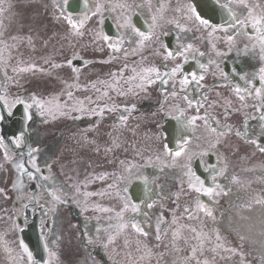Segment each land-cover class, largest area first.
Wrapping results in <instances>:
<instances>
[{"label":"flooded vegetation","instance_id":"flooded-vegetation-1","mask_svg":"<svg viewBox=\"0 0 264 264\" xmlns=\"http://www.w3.org/2000/svg\"><path fill=\"white\" fill-rule=\"evenodd\" d=\"M195 3L203 5L209 12L213 8L221 9L224 22L213 24L197 12ZM245 3L248 9L237 0H97L100 11L97 7L93 11L94 20L106 12L102 24L107 14L115 23V14L120 15L122 29L130 35L131 45L135 47L131 63L135 75H146L144 70L148 68L158 69L161 74L160 78L152 74L154 82H145L141 87L137 107L140 112L136 115L145 140L143 153L145 157L156 159V164L151 167L160 190L157 210L149 218L154 232L149 236L153 248L152 264H239V246L227 241L220 223L232 210L242 212L253 204L264 202V152L259 150L264 147V119H261L264 116V89L259 96L254 91L261 88L260 70L264 68V59L261 58L259 34L248 22L249 9L255 17L264 16V0H245ZM189 6L195 9V14L189 11ZM229 8L239 20L245 21L243 27L232 19ZM196 14L207 19L211 27L201 25L195 19ZM146 23L148 32L136 26ZM233 24L234 28L231 27ZM133 29L143 32L148 39L142 41ZM229 35L233 37L231 42L227 39ZM168 52L173 55L168 57ZM24 62L8 64L0 54V98L7 110L15 106L18 99L15 93H19V89L14 88V83L5 81L4 74L13 78L9 67L19 68ZM173 69H177L174 76L171 75ZM164 73L169 75L164 76ZM194 73L195 81L192 80ZM200 76L204 79L199 80ZM184 77L189 80L187 85L182 84ZM163 79L168 82L163 83ZM237 88L241 90L239 93ZM126 99L128 111L119 112L117 119L122 125L132 121L130 93ZM99 103L103 108L104 105ZM108 108L115 109V106L110 103ZM113 113L114 110L98 114V124L104 118H112ZM193 117L199 118L189 124ZM1 121L0 117V134ZM106 125L107 129L102 133L110 139L115 127L111 121ZM164 127L170 133V143L166 141ZM20 138L18 134L11 140L18 145ZM0 141H3L1 135ZM2 149L3 142L0 152ZM177 151H181L180 156L174 155ZM129 152L108 151L107 198L104 201H98V197L91 199L92 229H54V220L63 209L50 200L45 203L44 209L50 218L46 241L54 251L51 252V264L143 262L141 256L133 259V247L137 242L133 241L131 213L132 206L140 204L133 203L128 192L132 182L131 159L126 156ZM189 171L194 176H190ZM196 177L204 182L205 188H214L219 195L209 197L203 192L197 193L190 187L197 183ZM94 180L98 184L100 177L95 176ZM232 191L237 194L235 200L227 197ZM126 200L127 209L124 207ZM199 204L211 210L212 215L201 211ZM35 207L34 204L31 209ZM117 213H122V219L117 218ZM67 233H75V236ZM218 244L221 247H217ZM243 257L251 261L244 253ZM18 259L19 231L13 230L8 221L0 223V264H16Z\"/></svg>","mask_w":264,"mask_h":264},{"label":"rangeland","instance_id":"rangeland-1","mask_svg":"<svg viewBox=\"0 0 264 264\" xmlns=\"http://www.w3.org/2000/svg\"><path fill=\"white\" fill-rule=\"evenodd\" d=\"M9 1L3 0V4L0 5L5 9L3 13H0V54L3 55L4 60L8 64H13L16 61L22 63L23 60L30 62L29 58L35 61V63L30 62L33 67L26 66L24 63L23 65H19V72L14 73L15 76L13 78L8 74H4L5 81L14 83L15 88L24 89V94L18 95V99L20 98V100L31 105L29 108L31 112L29 131L33 153L27 160L32 167L33 162H35L37 167H45L47 170H50L49 175H47L53 180V198L55 196H59L60 200H72L74 198L80 205V208H87L85 200L82 201L75 191H69L64 187L59 173L77 180L86 172H91L95 165L103 167L102 162H90L94 159H91L93 157L88 153L92 152L93 136L91 135L95 134L94 119L97 114H90L87 111H73L72 109L81 106L78 102H83L82 107L84 109L95 108L94 96L97 88L108 87L109 84H112L117 90L100 89L102 92L100 97L105 103L108 102L106 97L114 92V103L117 104L119 102L123 104L126 89L131 88V103L132 107H134V102L139 100L140 87H137V84L140 81L139 79L133 80L132 76H130V62L133 58L134 49L129 44L130 35L126 34L125 38L123 36L122 39L115 41V44H119L121 51L114 52L113 49L106 45L103 39L104 36L101 33L100 24L92 22L83 23V27L73 28L68 22L69 18L74 23L77 20L79 24L87 16L85 14L84 18L79 20L69 15L65 18L60 8L61 0H35L34 8L36 10L42 12L41 7L50 4L51 10L45 11L42 14L46 12L52 14L51 18H46L47 24H44L43 20L39 21L40 15H37L38 20L36 19V23L31 26L29 24L34 21L31 18L30 9V2L32 0H13V11L17 19L14 17L15 15L12 16L9 13V9H11ZM6 13H8L10 18L7 17ZM21 24L23 26L28 25L29 27L23 30ZM36 24L42 27L43 30L40 31V27L35 30ZM37 38L42 39V45L35 43ZM43 55L46 56L45 59ZM74 58L84 59L86 60V64L83 67H73L69 61H72ZM9 69L15 71L16 68L11 65ZM21 69L27 70L21 71ZM112 71L113 74H116L115 79L119 80V84H114V77H111ZM121 72L123 78L130 81L128 84L124 83V79H120ZM121 91H123V95L120 94ZM68 92H72V99H69ZM104 92H107L108 95H104ZM33 97L44 104L43 109L34 103ZM66 98L67 106H65ZM56 104H60L63 107L57 109L55 107ZM68 113L70 114L69 116ZM68 117L78 124H81L78 120H82V118L90 119L91 121L82 124L84 125L83 128H79V130H82V134L78 131L77 136L73 137L74 139L72 135H68V139L66 134H62L64 133L63 125L68 122L66 120ZM129 134V139H127V142H124L121 148L127 150V152L130 151L128 156L131 159V176H144V166L149 162L155 164V159H149L145 157V154L140 152L142 150L140 147L142 136L139 130V122H137V125H131ZM122 135L123 133H121V140H123ZM68 140L71 141L69 142ZM101 140L100 138L99 143H101ZM76 145H80V147L77 148ZM115 146L118 148V139L115 142ZM60 149H62V153L68 158L63 157L59 153ZM77 151L79 154L81 153L80 156L84 154L83 158L72 157ZM7 159L6 153L3 152L0 158V165L2 166L0 168V185L7 179L8 191L4 189L0 192V208L4 210L2 215L10 214L9 220H7L11 228L16 230V217L23 214L24 205L21 202L22 200L29 201L31 197V192L28 191L27 185L22 182V179L24 177L27 180L34 179L29 178L28 173L23 168L22 157L19 156L18 189L15 191V175L11 172L6 173ZM8 164L11 166V163L8 162ZM12 165L15 166L13 163ZM16 201L20 202L18 209L15 207ZM37 201L39 206L44 207L45 203L48 202L42 189H39L37 193ZM52 207L51 205V210ZM69 212V209L64 210L65 222L62 221L60 216H57L58 220L55 224L58 229L65 231L79 229L75 219L69 218ZM83 212V210L77 212V217ZM3 221L0 223H7L6 220ZM86 221L87 227L84 228H91V217L82 219L83 223ZM1 229L5 228L1 227ZM132 229L134 228L132 227ZM133 234L144 236L137 231L133 232ZM66 235L75 236V233H67ZM142 241V244L139 245L141 248H133V252L135 256H143L148 259L151 249L147 242L143 239ZM25 248L20 239L18 264H34ZM49 263H52V259L50 258L43 264Z\"/></svg>","mask_w":264,"mask_h":264},{"label":"snow or ice","instance_id":"snow-or-ice-1","mask_svg":"<svg viewBox=\"0 0 264 264\" xmlns=\"http://www.w3.org/2000/svg\"><path fill=\"white\" fill-rule=\"evenodd\" d=\"M237 2H238L243 8L248 9V5L245 3V0H237ZM2 4H3V0H0V5H2ZM62 7H63V6L61 5V8H62ZM96 7H97V11H100V7H101V6L98 4ZM4 10H5V9H4L2 6H0V13H3ZM189 11L192 12L193 14H195V9L192 8L191 6H189ZM229 14H230V16L232 17V19H233L234 21H236V23H239L242 27L245 25V21H241V20H239L238 16L235 14L234 10H232L231 8H229ZM93 15H95V13H93ZM195 19L198 20L199 23H200L201 25H203L204 27H206V28H210V27H211V26L209 25V21H208L207 19H203V18H201L200 15L196 14V15H195ZM68 22H69V24L72 25L73 28L83 27V21H81L79 24H76V23H74V22L71 20V18H69ZM248 22L251 24L252 29H253L256 33L259 34L257 38L260 40V44H261V53H262V57H261V58L264 59V16H262V17H255V16L252 15L251 10L249 9V10H248ZM231 27L234 28V27H235V24L231 25ZM133 31H135L136 34H137L139 37H141V40H142V41L148 39V36H146L143 32H140V31L137 30V29H133ZM212 31H215V28H212ZM225 31L227 32L228 29H225ZM210 34H211V33H210ZM103 39H104L105 41H108L110 38H109L108 36H104ZM227 39H228L229 42H231V41L233 40V37H232L231 35H229V36L227 37ZM108 47L111 48V49H113L114 52H119V51H121V48H120L119 44L109 43V44H108ZM188 47L190 48L191 45H189ZM172 55H173V53H171V52H168V53H167V56H168V57H171ZM218 55H219V53H218ZM69 63H71V61H69ZM57 67H58V65H57ZM201 67L203 68V67H205V66H204V65H201ZM26 70H27V69H21V71H26ZM133 71L135 72V69H133ZM176 71H177V69H173L171 75L174 76L175 73H176ZM260 71H261V75H260L261 88H259V89H254V91L256 92V95H257V96L261 95V90L264 89V68H262ZM144 72L146 73V75L139 76V81H140V83L137 84V87H143V85H144L145 82H147V83H153V82H154V79H153V75H152V74H155V77H156V78H160V77H161V74H160L159 70H158V69H155V68H148V69H145ZM112 75H113V77H114V84H119V80H116V79H115V75H116V74H112ZM168 75H169L168 73H164V76H168ZM120 79H124V78H123V74H122V72H121V75H120ZM132 79L135 80V79H137V77H132ZM203 79H204L203 76H200V77H199V80H203ZM192 80H194V81L197 80V76H196L195 73L192 74ZM129 82H130L129 80L124 79V83H125V84H128ZM162 82H163V83H167L168 81H167L166 79H163ZM101 83H104V82H101ZM188 83H189L188 78H187V77H184V79L182 80V84H183V85H187ZM93 87H95V85H93ZM108 87L111 88V89L114 90V91L117 90L115 87H113L112 84H109ZM97 91H99V89H97ZM236 91H237V93H239L241 90H240L239 88H237ZM103 94H104V95H108L107 92H104ZM120 94L123 95V94H124L123 91H121ZM172 94L175 95L176 93L173 92ZM67 95H68L69 99H72V95H73L72 92H68ZM185 98L187 99V97H185ZM240 98H241L242 100L244 99L243 96H241ZM0 99H3V98H0ZM33 101H34V103H36L38 106H40L42 109L44 108V104H43L41 101L36 100L34 97H33ZM16 103H24V101H23V100H17ZM49 103H51V102H49ZM78 103H79L81 106H80V107H74V108L72 109L73 111H87V112L90 113V114H99V115H102V114L104 113V111H113V110H114V109H112V108H108L107 105H105L103 108H101V107L98 105V106L95 107V108L84 109V108L82 107V103H83V102H78ZM28 107H31V105H27V106H26V111H27V108H28ZM55 107H56L57 109H60V108H62L63 106L60 105V104H56ZM189 107H191V100H189ZM125 110L128 111V109H125ZM62 114H63V113H62ZM198 118H199V117H193L191 120L188 121V123H189V124H192V123H194V121H195L196 119H198ZM121 119L123 120L124 117H121ZM261 119H264V116H262ZM212 131L215 132L216 130H215V129H212ZM0 143H2V141H0ZM258 147H259V146H258ZM259 150L262 151V152H264V147H259ZM174 155H175V156H180V155H181V151H177ZM33 168H35L36 173H39V172H40V168L36 166L35 162H33ZM188 174H189L190 176H194V173H191L190 171H189ZM28 176H29L30 179H35V178H36L35 175H34L32 172H28ZM102 178H103V177H101V179H102ZM43 179H44V180H47L48 177H43ZM195 179H196L197 183H196V184H190V187L194 188L195 191H196L197 193L203 192L204 195H207V196H209V197L213 196V194L219 195V192H217L216 189L211 188V187H209V188H205V187H204V182L201 181V180L199 179V177H196ZM213 181H215V177H213ZM197 185H198V186H197ZM109 187H112V186L110 185ZM218 187H219V186L217 185V188H218ZM125 191H126V189H125ZM54 199H56L57 201H59V200H60V197H59V196H55ZM124 207H125V209H127V207H129V204L127 203V200H126V202H125V206H124ZM132 207H133V211H136V210H137L136 207H135L134 205H133ZM198 207H199V209H200L201 211L205 212L206 215H208V216H211V215H212L211 210L207 209L203 204H199ZM101 210H102V211H109V209H101ZM185 211H188V210L185 209ZM117 218H118V219H122V213H117ZM121 227H123V225H121ZM132 227H133L137 232L141 233L142 235H145V236L148 235V233H147L146 231H144L143 228L139 227L137 224L133 223V224H132ZM193 231H195V229H193ZM159 238H160V237L157 236V239H159ZM216 239H217L218 241L220 240V236H219V234H217ZM109 240L111 241V237L109 238ZM217 247H221V245L218 244ZM201 248H202V245H201ZM25 251H27L26 248H25ZM193 251L195 252V251H197V249H193ZM29 258L31 259V253H29Z\"/></svg>","mask_w":264,"mask_h":264},{"label":"bare ground","instance_id":"bare-ground-1","mask_svg":"<svg viewBox=\"0 0 264 264\" xmlns=\"http://www.w3.org/2000/svg\"><path fill=\"white\" fill-rule=\"evenodd\" d=\"M224 226H232L235 236L246 240L264 260V203L242 212L232 211L224 220Z\"/></svg>","mask_w":264,"mask_h":264},{"label":"water","instance_id":"water-1","mask_svg":"<svg viewBox=\"0 0 264 264\" xmlns=\"http://www.w3.org/2000/svg\"><path fill=\"white\" fill-rule=\"evenodd\" d=\"M85 1L84 0H75L68 3L67 7L71 11L80 10L79 8L84 7ZM2 107V106H1ZM3 109V108H2ZM4 118L6 119V115L4 113ZM19 118L21 127L24 126V122L27 119V113L23 111L22 105L16 107L14 111V117L12 120H16ZM132 197L134 200H137L135 191H131ZM22 237L24 241L27 243L29 248L34 252V256L37 260L42 261L45 257V247L43 244V237L37 234L36 225L35 223H31L28 225L26 230H22Z\"/></svg>","mask_w":264,"mask_h":264}]
</instances>
